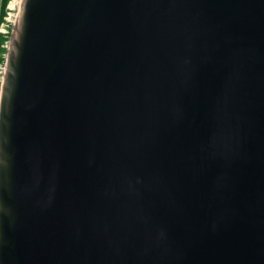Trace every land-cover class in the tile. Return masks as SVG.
Masks as SVG:
<instances>
[{"label":"water","instance_id":"obj_1","mask_svg":"<svg viewBox=\"0 0 264 264\" xmlns=\"http://www.w3.org/2000/svg\"><path fill=\"white\" fill-rule=\"evenodd\" d=\"M0 97V264H264V0H21Z\"/></svg>","mask_w":264,"mask_h":264},{"label":"built area","instance_id":"obj_2","mask_svg":"<svg viewBox=\"0 0 264 264\" xmlns=\"http://www.w3.org/2000/svg\"><path fill=\"white\" fill-rule=\"evenodd\" d=\"M10 4V3H9ZM10 10H7V14L4 18V21L0 24V34L3 35L6 39L5 43L2 47L6 50L5 54H3L2 61L0 62V97L2 91V83H3V74L6 67L8 52L10 47V41L12 36V30L15 22V18L18 10H11L10 5H8Z\"/></svg>","mask_w":264,"mask_h":264},{"label":"trees","instance_id":"obj_3","mask_svg":"<svg viewBox=\"0 0 264 264\" xmlns=\"http://www.w3.org/2000/svg\"><path fill=\"white\" fill-rule=\"evenodd\" d=\"M8 2L9 0H0V17H3V15L5 14V10H6ZM1 41H2V38H0V42ZM0 53H2L1 47H0Z\"/></svg>","mask_w":264,"mask_h":264},{"label":"bare ground","instance_id":"obj_4","mask_svg":"<svg viewBox=\"0 0 264 264\" xmlns=\"http://www.w3.org/2000/svg\"><path fill=\"white\" fill-rule=\"evenodd\" d=\"M20 1L21 0H12L10 4L11 10H18Z\"/></svg>","mask_w":264,"mask_h":264},{"label":"rangeland","instance_id":"obj_5","mask_svg":"<svg viewBox=\"0 0 264 264\" xmlns=\"http://www.w3.org/2000/svg\"><path fill=\"white\" fill-rule=\"evenodd\" d=\"M11 1H12V0H9V2H8V3H10V4H11ZM10 4H9V5H10ZM6 10H10V9L8 8V6H7Z\"/></svg>","mask_w":264,"mask_h":264}]
</instances>
